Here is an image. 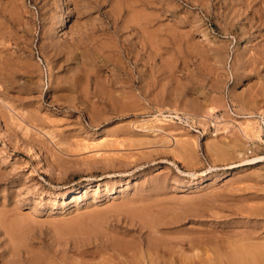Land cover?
I'll use <instances>...</instances> for the list:
<instances>
[{"label":"rangeland","instance_id":"rangeland-1","mask_svg":"<svg viewBox=\"0 0 264 264\" xmlns=\"http://www.w3.org/2000/svg\"><path fill=\"white\" fill-rule=\"evenodd\" d=\"M251 114L264 0H0V264H264Z\"/></svg>","mask_w":264,"mask_h":264},{"label":"bare ground","instance_id":"bare-ground-1","mask_svg":"<svg viewBox=\"0 0 264 264\" xmlns=\"http://www.w3.org/2000/svg\"><path fill=\"white\" fill-rule=\"evenodd\" d=\"M250 118V120H248L247 121V125L245 126V127H243L242 125H241V123H237V126L239 127V129H240V131L242 132V135L244 136V138H246V140H250V141H255V142H260V143H262V144H264V139L262 138V132H263V127H262V125L260 124V123H256V121L254 122L253 120H252V118H254V116L251 114L250 115V117H247L246 119H249ZM150 123V122H149ZM148 122H147V124H148V126L150 125ZM235 123V122H234ZM146 127H147V125H146ZM145 127V128H146ZM144 128V127H143ZM141 130V129H140ZM145 131V130H144ZM100 144V143H99ZM185 145L189 148V146H190V144L189 143H186L185 142ZM87 147V146H86ZM245 147V146H244ZM109 148V147H108ZM88 149V148H87ZM95 150H96V148H95ZM185 150V149H184ZM89 151V150H88ZM96 152H100V151H96ZM186 152H188L187 150H186ZM190 152V151H189ZM193 152V151H192ZM188 154H190V153H188ZM191 155V154H190ZM249 162H250V165H254V164H257V163H264V156H258V157H255L254 159H251V160H249ZM127 205V204H126ZM141 213H139V212ZM146 212H145V210H143V209H141V210H137V211H135L133 214L134 215H136V216H139V218L140 219H142L143 221H144V224L145 225H147V226H149V227H153L154 225H156V223L158 222V219L159 218H157L156 216H152V217H147V216H145L144 214H145ZM142 215V216H141ZM87 218V217H86ZM161 220V219H160ZM157 226V225H156ZM155 226V227H156ZM154 229V228H153ZM155 230V229H154ZM153 246V245H152ZM243 246V245H242ZM252 246V245H251ZM253 246H254V244H253ZM153 247H156L157 248V246H153ZM256 247V246H255ZM125 248V247H124ZM155 248V249H156ZM243 248H244V246H243ZM151 249V248H150ZM228 249V248H227ZM245 249V248H244ZM252 249H254V248H252ZM143 251V250H142ZM251 250H250V248H246L244 251H243V253H239V257H238V259H236V257H235V259L232 257V261L231 262H233V260H234V262H236V260H237V263H239V261H240V263L239 264H241V262H242V264H243V261H245V259H250V252ZM256 251V250H255ZM257 252H258V250H257ZM22 253V252H21ZM234 253V252H233ZM237 253V252H236ZM260 253V252H259ZM258 253V254H259ZM148 254V253H147ZM143 255V254H142ZM158 255V254H157ZM231 255V254H230ZM237 255H238V253H237ZM262 255V254H261ZM151 256V255H150ZM251 256H252V258H254V259H257L256 258V255L254 254V253H251ZM57 257V256H56ZM261 257V256H260ZM231 258V257H230ZM264 258V257H263ZM260 259V258H259ZM261 259H262V257H261ZM260 259V260H261ZM53 260V259H52ZM157 260V259H156ZM183 260H185V259H183ZM188 260V259H187ZM186 260V261H187ZM263 260V259H262ZM50 261V260H49ZM223 261V260H222ZM227 261H229V260H227ZM256 261V260H255ZM259 261V260H258ZM210 262V261H209ZM253 262V261H252ZM40 263V262H39ZM43 263V262H42ZM46 263V262H45ZM52 263H54V261L52 262ZM57 263V262H56ZM136 263V262H135ZM150 263V262H149ZM189 263V262H188ZM228 263V262H227ZM247 263V262H246ZM151 264H152V262H151ZM206 264H207V262H206ZM219 264V263H218ZM234 264V263H233ZM236 264V263H235ZM245 264V263H244Z\"/></svg>","mask_w":264,"mask_h":264},{"label":"built area","instance_id":"built-area-1","mask_svg":"<svg viewBox=\"0 0 264 264\" xmlns=\"http://www.w3.org/2000/svg\"><path fill=\"white\" fill-rule=\"evenodd\" d=\"M232 115H234V113H231ZM262 119V118H261ZM262 127H263V133H262V138L264 139V120L262 119ZM254 154V152L252 151V148L251 147H249V156H251V155H253Z\"/></svg>","mask_w":264,"mask_h":264}]
</instances>
